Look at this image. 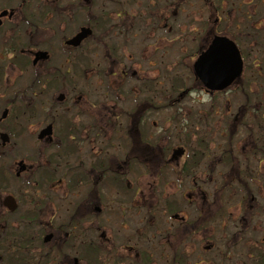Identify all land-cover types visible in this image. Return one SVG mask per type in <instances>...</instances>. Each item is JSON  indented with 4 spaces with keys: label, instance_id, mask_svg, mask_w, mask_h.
<instances>
[{
    "label": "flooded vegetation",
    "instance_id": "1",
    "mask_svg": "<svg viewBox=\"0 0 264 264\" xmlns=\"http://www.w3.org/2000/svg\"><path fill=\"white\" fill-rule=\"evenodd\" d=\"M141 4L0 0V264H264L249 214L223 210L221 190L249 170L231 145L210 162L224 171L197 176L188 134L173 144L171 123L150 121L175 93L142 62L168 59L175 12L165 0L149 13L164 24L143 28ZM189 78L198 88L179 97L237 83ZM235 202L258 207L249 192Z\"/></svg>",
    "mask_w": 264,
    "mask_h": 264
},
{
    "label": "rangeland",
    "instance_id": "2",
    "mask_svg": "<svg viewBox=\"0 0 264 264\" xmlns=\"http://www.w3.org/2000/svg\"><path fill=\"white\" fill-rule=\"evenodd\" d=\"M164 1L155 2L154 7H151L150 3L153 2L141 0L143 28L164 24L163 20L157 21L153 15H149L151 12L155 13V9L162 10L164 6L161 7V5ZM170 1L173 3V12H175L168 19L169 27L172 28L169 40H173L170 45L168 44V51L172 52L162 64H160L159 55L157 58L151 56L150 63L154 64V67L150 68L146 62H142V67L145 70H153L150 76L155 80L153 88L157 84H163L164 82L157 81H161L164 77L169 82V87L173 84V90L168 91L175 93L171 98L173 108L170 111L163 109L156 111V115L150 121H156L159 126L169 121L173 127V133L177 131V134L173 135V144L174 139H179L177 135L181 136L180 132L183 131L188 134L193 145H196V142L206 145L208 155L203 161L206 162L205 167L201 171L198 169L194 172L197 176L200 172L224 171L210 162L212 157L218 155L217 150L223 152L231 145L237 162L234 165L242 170L241 173L245 172L246 167L250 171L247 169L249 173L246 176L239 175L237 186L231 184L232 189L226 192L221 190L223 210L233 213V219L235 217L236 220L244 212L248 213L247 218L251 220L248 231L260 239L264 236V154L258 149L264 146V142H261L264 130L262 127H257L256 119L260 113L264 112V6L257 3V0ZM217 19L220 20L215 23ZM205 35L207 38L212 35H224L234 39L244 60L243 76L225 97L210 98L199 94H192L193 99L179 97L178 93L186 89L198 88L193 80L186 79V68L193 65L196 59L194 47L199 46L201 37ZM177 78L181 81L185 79L182 86H180V80L174 81ZM157 87L161 89V86L157 85ZM255 112H257L256 115ZM189 154H191V146H189ZM249 176L251 178L247 180ZM213 186L211 183L206 185L208 188ZM248 192L251 197L257 198L258 207L252 210L244 206L239 208L238 202H235L240 201L241 197ZM249 198L247 197L246 200L248 201ZM227 216L223 220H228Z\"/></svg>",
    "mask_w": 264,
    "mask_h": 264
},
{
    "label": "water",
    "instance_id": "3",
    "mask_svg": "<svg viewBox=\"0 0 264 264\" xmlns=\"http://www.w3.org/2000/svg\"><path fill=\"white\" fill-rule=\"evenodd\" d=\"M214 44L226 48L229 53V70L226 75L209 77L198 73L201 58L211 49ZM243 63L240 53L235 44L226 37L214 36L207 49L200 53L199 57L193 65L195 77L199 79L202 85L210 91H221L232 84L234 80L239 78L242 73Z\"/></svg>",
    "mask_w": 264,
    "mask_h": 264
},
{
    "label": "snow or ice",
    "instance_id": "4",
    "mask_svg": "<svg viewBox=\"0 0 264 264\" xmlns=\"http://www.w3.org/2000/svg\"><path fill=\"white\" fill-rule=\"evenodd\" d=\"M228 61L227 49L214 44L201 58L198 73L209 77L226 75L229 70Z\"/></svg>",
    "mask_w": 264,
    "mask_h": 264
},
{
    "label": "trees",
    "instance_id": "5",
    "mask_svg": "<svg viewBox=\"0 0 264 264\" xmlns=\"http://www.w3.org/2000/svg\"><path fill=\"white\" fill-rule=\"evenodd\" d=\"M257 3L261 4L264 6V1L263 0H257ZM254 6L257 8V6L254 4ZM225 15V14H224ZM245 15H247L245 13ZM249 19V17H248ZM256 125L257 127L261 128L262 127V130H264V112L263 113H260L259 114V117L256 119ZM261 138L263 139L261 142H264V133H262V136ZM191 142V141H190ZM200 142V141H199ZM260 142V143H261ZM191 156L195 158V160L193 161L192 163V166H194V164H197V162H200V161H204V159L207 157V148H206V145H202L198 142H196V145H193L192 142H191ZM258 149V147H257ZM261 153L264 154V146L262 149H258ZM191 166V165H190ZM237 174H240L242 172V170H239V168L236 170ZM248 174L249 171H246ZM249 178H251V176L247 177V180H249Z\"/></svg>",
    "mask_w": 264,
    "mask_h": 264
}]
</instances>
